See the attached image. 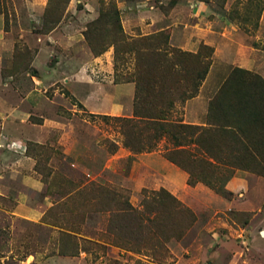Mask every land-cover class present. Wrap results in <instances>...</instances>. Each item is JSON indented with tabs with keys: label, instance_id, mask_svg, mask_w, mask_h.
Wrapping results in <instances>:
<instances>
[{
	"label": "rangeland",
	"instance_id": "obj_1",
	"mask_svg": "<svg viewBox=\"0 0 264 264\" xmlns=\"http://www.w3.org/2000/svg\"><path fill=\"white\" fill-rule=\"evenodd\" d=\"M111 8L124 40L95 56L83 33ZM156 33L181 51L212 49L202 96L234 67L264 74V0H0V264H264V186L227 198L188 186L162 142L133 154L111 120L89 116H131L133 84L113 82L134 70L124 51ZM115 104L130 113L104 110ZM88 183L135 210L164 189L189 213L166 201L163 232L142 228L124 250L111 245V213L84 197Z\"/></svg>",
	"mask_w": 264,
	"mask_h": 264
},
{
	"label": "trees",
	"instance_id": "obj_2",
	"mask_svg": "<svg viewBox=\"0 0 264 264\" xmlns=\"http://www.w3.org/2000/svg\"><path fill=\"white\" fill-rule=\"evenodd\" d=\"M83 36L95 56L124 40L118 11L111 8L105 16H99ZM90 38L95 39L96 45ZM139 41L142 47L124 51L135 57L132 74L113 82L133 84L131 116H89L111 120L121 146L133 154L155 151L162 142V158L187 174L188 186L201 183L227 198L231 193L225 184L236 170L264 178V80L251 71L232 68L207 103L205 124L187 125L182 123L181 108L197 95L212 49L202 46L196 53L181 51L170 47L161 33ZM81 190L84 197L90 195L89 200L101 201L100 211L111 213V245L124 250H134L125 237L136 236L142 228L149 230L151 225L163 232L159 216L166 201L175 213H189L164 189L149 193L152 197L143 195L142 210L131 208L126 201L119 204L116 193L93 183ZM132 222L137 229H133Z\"/></svg>",
	"mask_w": 264,
	"mask_h": 264
},
{
	"label": "crops",
	"instance_id": "obj_3",
	"mask_svg": "<svg viewBox=\"0 0 264 264\" xmlns=\"http://www.w3.org/2000/svg\"><path fill=\"white\" fill-rule=\"evenodd\" d=\"M256 74H258L263 80H264V74L260 71H258ZM226 77V76H225ZM221 79L219 81V85L216 86L208 95L202 96V88L203 83L201 84L199 91L197 92V95L194 98H191L189 100H186L185 103L182 106V113H181V120L182 123L187 125H195V126H203L205 124V114H206V108L207 103L209 99L213 96V94L216 92L222 81L225 79ZM115 90H119V88H124L125 86H128V84L124 85H113ZM129 88V87H126ZM104 110H108L107 113L110 115H120L121 112H126L127 114L130 113V107L127 106V109L125 108L122 110L121 106L119 104L112 105L108 108H104ZM102 110V111H104ZM171 165V164H170ZM246 172L243 171H235V174L231 177V179L225 184V189L230 192L233 195H241L243 193L254 192L257 188H262L264 186V178L260 176H253L252 177V184L249 183L247 180ZM33 178L26 175L21 177V182L23 184L31 186L35 190L41 189V183L36 182L32 180ZM168 190L171 192V188H168ZM249 199H246V205H250L248 202Z\"/></svg>",
	"mask_w": 264,
	"mask_h": 264
}]
</instances>
